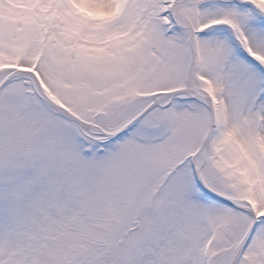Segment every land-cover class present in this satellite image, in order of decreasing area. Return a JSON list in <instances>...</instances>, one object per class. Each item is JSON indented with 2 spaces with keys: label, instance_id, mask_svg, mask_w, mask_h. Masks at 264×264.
I'll use <instances>...</instances> for the list:
<instances>
[{
  "label": "snow or ice",
  "instance_id": "obj_1",
  "mask_svg": "<svg viewBox=\"0 0 264 264\" xmlns=\"http://www.w3.org/2000/svg\"><path fill=\"white\" fill-rule=\"evenodd\" d=\"M0 264H264V0H0Z\"/></svg>",
  "mask_w": 264,
  "mask_h": 264
}]
</instances>
